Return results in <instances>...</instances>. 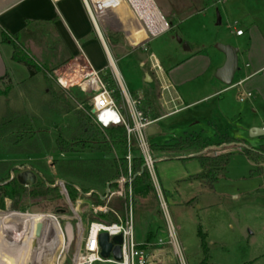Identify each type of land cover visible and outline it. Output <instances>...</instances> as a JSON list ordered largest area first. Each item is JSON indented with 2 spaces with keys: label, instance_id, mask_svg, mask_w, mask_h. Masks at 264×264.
<instances>
[{
  "label": "rangeland",
  "instance_id": "obj_1",
  "mask_svg": "<svg viewBox=\"0 0 264 264\" xmlns=\"http://www.w3.org/2000/svg\"><path fill=\"white\" fill-rule=\"evenodd\" d=\"M226 2L230 9L233 6L231 26L224 20L223 25L213 24V28L216 32L222 31L229 39H233V45L241 48L233 90L205 101V98L201 99L202 94L197 92L202 81H195L182 89L188 95L184 104L165 106L162 102H156L160 115L170 113L175 106L183 109L161 120L163 133L149 135L148 142L152 149V145L169 142L165 145L172 146L181 138L202 134L210 145H217H208L201 153H230V164L226 174L214 188H210L199 181L188 180L191 175L201 171L197 157L200 153L190 155L174 149L165 153L152 150L156 180L167 208H162L159 192L151 180L149 186L135 189L133 210L136 242L155 245L151 249L150 264H181L169 242L168 223H172L175 228L186 264H264V155L259 153L260 147L264 145V136L254 137L250 133L251 128L264 124V95L258 96L256 91L246 90L248 86L257 83L264 86V70L250 80L240 81L253 69L250 66L251 53L264 51V0ZM156 3L167 22L171 23L172 18L166 16L160 2ZM217 4L215 24L218 13L221 14L224 9V4ZM182 21L183 24L175 32L177 43L167 40V36L160 37L151 43L152 48L148 47L144 51L137 46V52H131L122 58L113 46L126 45L127 34L122 31L104 34L131 95L135 98L142 97L143 109L147 113L149 100L144 91L139 90L144 86L140 60L143 59L150 65L155 63L156 57L179 61L181 51L177 48L182 47L178 44V37L186 43L185 39L199 36V26L209 24V20L203 15L188 20L184 18ZM139 22L136 18V23L144 30L143 22ZM238 27L245 32L243 37L236 35ZM135 41L139 45L142 43L139 39ZM62 43L51 26L33 29L26 38L18 39V44L34 62L36 74L31 75L29 68L23 63L11 65L9 73L15 80L13 83L4 81L0 85V161H7L11 177H16L25 184H33L39 179L55 182L62 179L68 183L74 182L81 191L90 187L103 193L106 188L92 181L95 175L90 176L91 178L87 174L75 177L68 174L67 169L73 167L82 171H96L102 161L112 160L114 154L96 147L65 153L58 146L60 141L71 142L74 139L77 129L83 124L82 119H90L96 123L93 109V116L89 112L92 104L90 96L81 92L78 87L64 89L58 83L57 78L72 66V60H66L69 56ZM217 50L218 48L211 47L208 51L212 57H221ZM170 55L172 57H168ZM116 73L111 66L101 72L114 91L120 90ZM146 74L151 77L154 72ZM220 86L225 88L226 85ZM136 90L139 91L131 92ZM249 92L250 97L247 96ZM241 94L244 98L242 101ZM224 98L226 103L222 101ZM117 100L122 106L121 97H117ZM218 104L220 107L216 110ZM220 135L233 139L221 138ZM35 143L38 144L40 153H13L20 145L27 148ZM132 143L134 146L138 144L135 136H132ZM134 154L135 151L132 153L133 158ZM62 170L68 173L60 172L63 174L61 175L59 171ZM60 195V198L54 200L40 197L30 198L25 202L6 198L0 200V203H6V207L0 211L53 215L55 219L45 226L34 221L29 223L38 242H64L65 249L59 246L55 251L54 264H74L77 257L79 261L84 260V243L90 224L94 221L109 223L107 218L101 216L110 213L92 210V215H85L81 208L83 203L89 200L95 202L94 199L81 195L80 192L74 200L70 195V200L61 193ZM112 203L119 202L111 201V206ZM160 239L164 243L158 244ZM38 247L35 243L32 249L36 250ZM5 258L2 264H17L10 254ZM30 260L28 264L32 263Z\"/></svg>",
  "mask_w": 264,
  "mask_h": 264
},
{
  "label": "crops",
  "instance_id": "obj_2",
  "mask_svg": "<svg viewBox=\"0 0 264 264\" xmlns=\"http://www.w3.org/2000/svg\"><path fill=\"white\" fill-rule=\"evenodd\" d=\"M153 1L157 7L156 1L160 2V6L164 10L166 16L172 18L174 29H171L169 26L167 30L159 35L148 38V31L138 26L135 15L132 14L133 12L127 5H123L121 8L109 13V15L102 20L101 34L104 38V40H102L93 26L82 0H61L57 3L53 0H0V85H2L4 81L13 83L15 78L9 73V66L20 64L13 60L14 47L12 44L3 41V32L9 34L19 33V38H26L33 29L51 26L55 29L59 40L63 42L62 45L68 53L69 57L66 60H72V63H74L75 59L79 57L87 58L94 68L101 72H104L107 66H111L116 73L113 68L114 65L119 74L116 73L119 80L129 91L128 85L124 81V75L116 63L111 46L107 44L104 34H108L112 31H122L127 34L128 39L126 40V45L117 44L113 46L117 49L118 56L122 58L131 52H137L139 50L137 46L144 51L148 47L149 49L152 48L151 43L160 37L167 36V40L177 43L175 32L180 27V24H183L182 22L184 21L182 20L184 18L185 20L193 19L196 16L203 15L206 20H209V24L205 23L199 26L197 31L199 36L185 39L187 40L186 43L188 47L184 45V40L182 43H178L182 47L177 48V50L181 51L179 61H170L161 57H156L155 63L150 65L149 62L143 59L140 60V65L144 72L142 75L144 86L139 90L144 91L149 100V111L147 114L158 119L156 123L157 131L152 136L160 135L163 133L160 121L180 111L183 107L176 108L177 106H175L174 109L170 107V109H173L170 113L160 115L157 111L156 102L159 104L162 102L165 106H171V104L176 103L180 105L184 104L188 95L182 89L187 84L195 81H202L201 84L199 83L198 85L197 92L202 94L203 97H201V99L205 98V101H209L214 97H219L233 90V83L229 86L216 78L217 70L226 62V55L220 50V45H230L238 48V57L241 53V48L238 45H233V39H229L222 31L216 32L213 28V24L216 26L223 25L224 20L229 27L231 26V11L233 6L230 9L229 5H226L227 0ZM217 3L224 4L223 12L220 14V24L218 21L216 24L214 23L216 18L215 12L218 9ZM158 9L160 10L159 7ZM29 22L38 24V27L29 24ZM132 28L134 29V35L130 37ZM239 29H241V27L236 28V35L238 37H243L245 32L243 31L242 35H238L237 30ZM135 39H139L142 43H140V45L137 44L138 42H136ZM211 47L218 48L221 57H212L208 51ZM168 57L172 56L170 55ZM251 58L252 63L250 66H253V69L245 79L240 80L241 82L246 79H252L264 70L263 50L261 52H252ZM150 71L152 73L154 72V75H150L151 77L148 80L146 73ZM73 76L74 75H71L69 78L72 79ZM17 83L19 84V82ZM221 84L226 85L225 88H221ZM139 90L131 92L136 93ZM246 90H254L258 96L264 95V86L259 83L248 86ZM222 101L225 103L227 102L226 98ZM219 107L220 105L218 104L216 110H218ZM259 127H264V124ZM194 136H201L207 145H210L208 139L204 138L202 134H196ZM220 137L227 138L228 140L233 139L227 135H220ZM168 143L169 142H166L163 145ZM216 145L217 144H211L210 147ZM160 159H162V157L159 158V160ZM24 254L27 260L29 254L26 252Z\"/></svg>",
  "mask_w": 264,
  "mask_h": 264
},
{
  "label": "built area",
  "instance_id": "obj_3",
  "mask_svg": "<svg viewBox=\"0 0 264 264\" xmlns=\"http://www.w3.org/2000/svg\"><path fill=\"white\" fill-rule=\"evenodd\" d=\"M55 3L61 0H53ZM85 9L93 23V26L99 33L102 40H104L101 34V22L112 11L121 8L123 5H127L134 13L135 17L143 22V26L148 30V38L155 37L169 28V23L162 14L167 28L158 33H153L148 28L147 22L143 19V14L149 13L150 3L153 0H82ZM155 3V2H154ZM158 8V7H157ZM142 11V12H141ZM238 35L243 34V30H237ZM74 75V80L67 83L66 77ZM58 83L64 89H70L72 87H78L79 90L86 95L90 96L93 109H95L94 119L95 122L101 128H108L112 125H123L127 131L128 138V174L120 177L116 182L118 187L116 189L108 186L103 195V199L106 200L104 204H95L91 200L85 202L92 208L94 212L102 213H114L118 220L112 223L94 221L90 224V228L87 232L84 243V260L82 262H75L74 264H95L97 262L109 263V264H150L149 259L151 255V249L155 247L154 244L149 242L145 244H138L135 240L134 233V221L133 210L135 202V188L133 186V157L132 153L135 148L140 151V155L144 161V168L148 171L151 180L154 182L159 196L161 199L162 208L166 210L167 205L164 201L162 191L156 180L155 175V159L152 154L151 145L148 142L147 129L150 126L156 125L158 119L147 114L143 109L142 97L135 98L131 93L120 83V92L123 105L118 104V100L115 97V91L111 89L107 82L101 75V71L94 68L91 62L84 57L75 59L72 66L67 69L66 72L61 74L58 78ZM119 80V79H118ZM248 97L251 96L249 92ZM243 100V94L240 96ZM132 136H135L138 144L133 145ZM54 187H59L60 192L68 200L69 192L67 189V182L59 179L54 184ZM75 187L79 190L81 195L91 198L93 192L84 193L78 186ZM114 198H123L125 214L124 216L118 213L111 205L110 202ZM70 202V201H69ZM82 205V204H81ZM169 226V242L174 247V250L181 260V264H186L182 248L178 241V237L175 228L172 223H168ZM102 232H107L112 239L114 236L122 235L123 241L121 243L122 259L116 260L112 255L110 258H103L101 256V247L99 245V235ZM164 243L163 239L159 240L158 244Z\"/></svg>",
  "mask_w": 264,
  "mask_h": 264
},
{
  "label": "trees",
  "instance_id": "obj_4",
  "mask_svg": "<svg viewBox=\"0 0 264 264\" xmlns=\"http://www.w3.org/2000/svg\"><path fill=\"white\" fill-rule=\"evenodd\" d=\"M169 23V22H168ZM38 27V24L29 22ZM171 29H174V23H169ZM2 39L4 42H8L13 45V60L18 63L25 64L29 70L30 74H36L34 70V62L28 55L24 52L21 46L18 44L19 33L9 34L3 32ZM114 83V82H113ZM114 85V84H113ZM120 90L115 91V97H120ZM93 106L89 107V112L91 113ZM147 113V112H146ZM93 116V114H90ZM94 117V116H93ZM83 124L77 129L74 139L69 141H60L58 146L59 149L65 153H75L86 149L88 147H96L98 150L108 151L114 154V157L110 161H102L100 168L96 171H82L80 169H75L73 167H68V172L65 170L59 171L68 173L75 177H82L83 174L87 176L95 175V179L92 180L94 183L97 182L105 188L110 186L115 189L118 187L117 180L128 174V138L127 131L123 125H112L108 128H101L97 123L89 120H83ZM18 143V142H17ZM19 144V143H18ZM207 143L201 136H189L184 139L179 140L176 144L172 146H158L152 145L153 151L167 152L170 149L176 151L188 152L190 155H197L200 164L201 171L194 175H191L188 180L199 181L210 188H214L215 184L219 182L222 176L227 172V167L230 164L231 154L230 153H217V154H202L201 152L207 148ZM260 154L264 155V145L260 147ZM135 154L133 158V186L134 188L149 186L151 179L148 171L144 168V161L140 155L138 149H134ZM13 153H40V148L38 144H31L27 148L19 146ZM9 169V163L7 161H0V200L6 198L15 202H25L31 199H38L40 197L48 198L51 200L58 199L61 197L60 188L54 187L53 184L55 180H45L39 179L33 184H25L21 182L18 178L11 177ZM61 174V173H60ZM63 175V174H61ZM65 175V174H64ZM86 178V176H84ZM91 178V177H90ZM67 189L71 199H76L79 195V190L75 187L74 182H67ZM106 190V189H105ZM92 199H94L95 204H104L106 200L103 199V193H99L90 187H85L82 192L89 193L93 192ZM117 200L119 203L113 204L112 207L121 215L124 216V200L123 198H114L112 201L115 203ZM82 206V205H81ZM6 203H0V209H4ZM85 215H92V208L88 206V203H83L81 207ZM101 217L107 218L109 223L116 222L118 220L116 214L110 213L107 215H102Z\"/></svg>",
  "mask_w": 264,
  "mask_h": 264
},
{
  "label": "bare ground",
  "instance_id": "obj_5",
  "mask_svg": "<svg viewBox=\"0 0 264 264\" xmlns=\"http://www.w3.org/2000/svg\"><path fill=\"white\" fill-rule=\"evenodd\" d=\"M142 17L147 22L150 31L153 33H158L167 28V24L162 14L156 4L152 1L150 3L149 13L143 14ZM133 35L134 29L132 28L130 37ZM113 68L117 72L114 65ZM71 80H74V76L72 79L67 76L65 82L69 83ZM54 219L55 217L50 214L24 215L17 212L0 211V264L3 263L2 261L6 260L5 256L7 254H10L17 264H27L28 259H31V264H45L44 262H46V264H54L53 260L55 251L59 246L64 247V242L62 240H47L42 243L38 242L37 236L29 223V221H34L38 222L41 226H45L46 223ZM35 243L39 246L36 250L32 249ZM25 252L29 254L27 260L24 257ZM40 254L41 256H39ZM75 262L82 261L77 259Z\"/></svg>",
  "mask_w": 264,
  "mask_h": 264
},
{
  "label": "water",
  "instance_id": "obj_6",
  "mask_svg": "<svg viewBox=\"0 0 264 264\" xmlns=\"http://www.w3.org/2000/svg\"><path fill=\"white\" fill-rule=\"evenodd\" d=\"M218 23H221V15L218 14ZM180 43L183 42L181 38L178 37ZM188 47L187 43H184ZM220 50L226 55L225 64L217 70L216 78L226 85H232L234 76L239 69V49L230 45H220ZM150 77L148 76V80ZM95 113V109H93ZM157 131V126L153 125L147 129L148 135H153ZM251 136L258 137L264 136V127H253L251 128ZM1 185V184H0ZM123 241L122 235L114 236L110 238L109 233L102 232L99 235V245L101 247V256L103 258H110L111 255L116 260L122 259L121 243Z\"/></svg>",
  "mask_w": 264,
  "mask_h": 264
}]
</instances>
